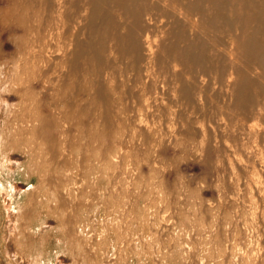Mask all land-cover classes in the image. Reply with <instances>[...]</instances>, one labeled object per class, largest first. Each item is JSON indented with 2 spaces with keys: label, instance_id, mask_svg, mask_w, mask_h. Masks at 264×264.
Returning a JSON list of instances; mask_svg holds the SVG:
<instances>
[{
  "label": "rangeland",
  "instance_id": "obj_1",
  "mask_svg": "<svg viewBox=\"0 0 264 264\" xmlns=\"http://www.w3.org/2000/svg\"><path fill=\"white\" fill-rule=\"evenodd\" d=\"M15 48L0 28V264H264V122L249 135L228 115L233 83L182 98L158 69L108 60L110 104L85 96L74 122L45 111L34 132ZM63 54L34 65L42 103Z\"/></svg>",
  "mask_w": 264,
  "mask_h": 264
},
{
  "label": "bare ground",
  "instance_id": "obj_2",
  "mask_svg": "<svg viewBox=\"0 0 264 264\" xmlns=\"http://www.w3.org/2000/svg\"><path fill=\"white\" fill-rule=\"evenodd\" d=\"M80 23L82 30L76 29ZM0 28L23 56L22 69L14 65L21 74L12 82L24 84L29 104L22 119L36 122L34 132L45 111L56 110L65 122H74L85 112L79 104L85 96L110 104L111 85L103 89L95 82L105 75L101 66L108 60L126 62L135 73L142 65L153 73L158 69L182 83V98L192 99L195 87L200 94L207 84L233 83L228 115L240 117L249 135L255 124L246 122H264V0H0ZM52 49L64 53L62 76L53 81L43 75L50 88L42 103L31 78L39 75L34 65L42 53ZM52 115V121L58 120Z\"/></svg>",
  "mask_w": 264,
  "mask_h": 264
}]
</instances>
